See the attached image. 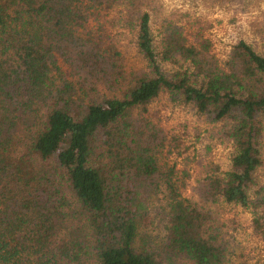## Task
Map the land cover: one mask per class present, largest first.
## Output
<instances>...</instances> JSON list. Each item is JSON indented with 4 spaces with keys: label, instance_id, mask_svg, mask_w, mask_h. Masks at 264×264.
Segmentation results:
<instances>
[{
    "label": "trees",
    "instance_id": "trees-1",
    "mask_svg": "<svg viewBox=\"0 0 264 264\" xmlns=\"http://www.w3.org/2000/svg\"><path fill=\"white\" fill-rule=\"evenodd\" d=\"M155 10L0 0V264H234L222 205L264 236V54L238 40L219 64L197 20L165 18L155 41ZM114 26L133 35L138 68ZM162 97L230 143L194 200L169 163L179 140L148 109Z\"/></svg>",
    "mask_w": 264,
    "mask_h": 264
},
{
    "label": "rangeland",
    "instance_id": "rangeland-1",
    "mask_svg": "<svg viewBox=\"0 0 264 264\" xmlns=\"http://www.w3.org/2000/svg\"><path fill=\"white\" fill-rule=\"evenodd\" d=\"M155 8L151 22L155 41L159 39V27L165 18L186 29H191L192 20H197L219 64H223L238 40H244L264 54V0H155ZM108 30L110 36L119 39L120 51L127 63L138 68L141 64L134 51L133 35L117 26ZM148 109L162 130L179 140L180 147L176 150L179 154L172 152L169 163L174 162L176 168L188 174L183 196L197 199V181L205 172L212 165L223 170L228 168L230 143L221 140L210 124L197 118L190 108L174 106L164 97L153 101ZM218 212L226 225L224 238L234 248L229 259L234 264H264V236L252 233L251 213L234 205H222ZM160 216L163 214L158 209L153 212L155 221Z\"/></svg>",
    "mask_w": 264,
    "mask_h": 264
}]
</instances>
